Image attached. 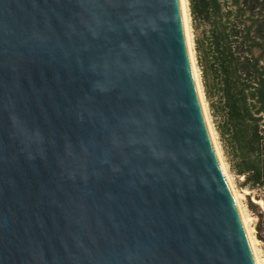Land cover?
Masks as SVG:
<instances>
[{
  "label": "water",
  "instance_id": "obj_1",
  "mask_svg": "<svg viewBox=\"0 0 264 264\" xmlns=\"http://www.w3.org/2000/svg\"><path fill=\"white\" fill-rule=\"evenodd\" d=\"M0 264H257L183 0H0Z\"/></svg>",
  "mask_w": 264,
  "mask_h": 264
},
{
  "label": "trees",
  "instance_id": "obj_2",
  "mask_svg": "<svg viewBox=\"0 0 264 264\" xmlns=\"http://www.w3.org/2000/svg\"><path fill=\"white\" fill-rule=\"evenodd\" d=\"M202 84L233 172L264 202V0H188Z\"/></svg>",
  "mask_w": 264,
  "mask_h": 264
},
{
  "label": "rangeland",
  "instance_id": "obj_3",
  "mask_svg": "<svg viewBox=\"0 0 264 264\" xmlns=\"http://www.w3.org/2000/svg\"><path fill=\"white\" fill-rule=\"evenodd\" d=\"M189 12V7H188ZM188 31L190 34L191 39V46H192V53L193 58L195 61L196 71L199 77V84L203 95V100L205 102V108L206 112L217 142V145L219 147V152L221 154V157L223 159V162L226 166L227 172L233 182V185L235 187V190L239 196V201L241 203L243 213L245 214V217L247 219V222L250 227V231L252 234V237L255 241V245L259 254V258L261 260V263L264 264V202H263V193L259 192L257 190H250L248 187L243 186V178L236 175L231 167V163L229 161V158L226 155V152L224 150L223 144L220 139V135L217 130V124L215 121V118L212 115V112L210 110L209 103L207 101L203 84H202V73L201 69L198 65L197 56L194 49V38H195V31L193 28L192 20L190 17V12L188 13Z\"/></svg>",
  "mask_w": 264,
  "mask_h": 264
},
{
  "label": "bare ground",
  "instance_id": "obj_4",
  "mask_svg": "<svg viewBox=\"0 0 264 264\" xmlns=\"http://www.w3.org/2000/svg\"><path fill=\"white\" fill-rule=\"evenodd\" d=\"M183 7H184V14H185V21H186V28H187V35H188V42H189V49H190V54H191V61H192V65H193V69H194V73H195V77H196V81H197V85H198V89H199V93H200V97H201V101H202V105H203V108H204V112H205V116H206V120H207V124H208V127H209V130H210V133H211V136L213 138V141H214V144H215V147L217 149V152H218V155L220 157V160H221V163L223 165V168L225 170V173H226V176L228 178V181L230 183V186H231V189L233 191V194L236 198V201H237V204H238V207H239V210H240V213H241V216H242V219H243V223L245 225V228H246V231H247V234H248V237L250 239V242H251V246H252V249H253V252H254V255H255V259H256V262L257 264H262L261 263V260L259 258V254H258V251H257V248H256V245H255V241L252 237V234H251V231H250V227H249V224L247 222V219L245 217V214L243 213V209H242V206H241V203L239 201V196L235 190V187L233 185V182L227 172V169H226V166L223 162V159L221 157V154L219 152V147L217 145V142H216V139H215V136H214V133H213V130H212V127H211V124H210V121H209V118H208V115H207V112H206V108H205V102L203 100V95H202V91H201V88H200V84H199V77H198V74H197V71H196V66H195V61H194V58H193V53H192V42H191V39H190V34H189V31H188V0H183Z\"/></svg>",
  "mask_w": 264,
  "mask_h": 264
}]
</instances>
